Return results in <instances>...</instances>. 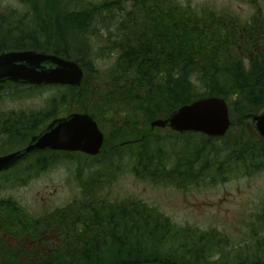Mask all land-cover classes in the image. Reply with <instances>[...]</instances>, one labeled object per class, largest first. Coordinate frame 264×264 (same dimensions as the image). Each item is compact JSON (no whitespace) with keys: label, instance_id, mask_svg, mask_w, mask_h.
<instances>
[{"label":"trees","instance_id":"1","mask_svg":"<svg viewBox=\"0 0 264 264\" xmlns=\"http://www.w3.org/2000/svg\"><path fill=\"white\" fill-rule=\"evenodd\" d=\"M65 1L69 3L58 4ZM17 2L23 10H0V53L31 49L54 54L78 63L85 76L80 89L42 88L56 95L41 111L17 116L0 111V154L19 148L30 133L62 116L71 105L89 113L105 139L98 158L83 157L88 161L82 170L89 172V184L50 216L34 218L11 198L0 200V264H105L92 255H108L111 250L128 253L127 258L117 255L120 261L115 264H264V205L252 223V237L233 243L217 232L176 228L156 208L132 198L117 202L123 207L119 214L108 212L112 202L100 198L126 175L152 185L178 187L210 176L215 140L190 134L185 135L188 142L176 144L162 135L181 142L180 135L149 128L151 121L207 97L224 99L232 120L230 136L224 138L226 143L222 140L224 163L238 168L264 163V153L250 146L247 135L249 119L264 107V34L255 32L264 29V19L255 16L242 24L210 8L173 0ZM107 61L109 67L102 71L97 63ZM11 88L23 98L22 94L37 90L7 89ZM122 143L130 144L119 146ZM207 149L209 155L204 153ZM79 157L46 154L29 164L26 179L17 181L25 184L64 161L76 165L74 175L79 176ZM116 163L125 169L114 172ZM221 166L213 169L216 176L224 174ZM106 214L112 215L113 224ZM45 220L70 230L63 235L66 242L47 256L21 257L1 239L5 231L27 227L38 237Z\"/></svg>","mask_w":264,"mask_h":264},{"label":"rangeland","instance_id":"2","mask_svg":"<svg viewBox=\"0 0 264 264\" xmlns=\"http://www.w3.org/2000/svg\"><path fill=\"white\" fill-rule=\"evenodd\" d=\"M88 1L94 3L92 0ZM180 1L196 8L209 6L215 11H227L237 15L242 20L248 19L256 12V9L264 14V0ZM68 3L69 1H65L58 4L65 5ZM58 8L62 11L65 10L61 7ZM0 10L20 11L21 6L16 0H0ZM108 14L114 15L110 12ZM98 63L97 65L102 71H105L110 64L108 61ZM16 92V89L13 91L0 90V111L13 110L17 113L18 111L28 113L26 109H29V113H32V109L41 108L46 105L51 97L56 95L54 90L40 89L29 93L31 98L29 96L23 98L16 96ZM13 93H15V96L11 97ZM234 134L238 136L236 129ZM162 136L167 140L174 141L176 144L178 142L185 144L189 141L188 138H183L180 142L178 139ZM224 142L226 143V140ZM212 149L213 169L215 168L216 171L218 164H222L220 169L223 170L224 174L220 177L216 176L212 169L209 177L196 185L183 189L172 186L151 185L130 176H123L108 187V196L116 201L129 198L141 199L147 205L156 208L162 215L170 218L176 228L189 225L197 227L196 229L202 232H217L230 242H240L249 235L251 219L254 218L259 205L264 200V171L254 172L255 174L251 177H246L243 173L236 174L232 164L224 163L226 150L222 142L216 143V146ZM208 150L210 149L205 150L204 153L209 155ZM80 158L79 176L74 175L77 170L76 165H70L64 161L47 173L31 179L25 184L18 182L20 177L26 179L22 173L0 178V200L11 198L23 206L29 212V215L33 217H45L51 214L55 209L71 203L72 199L77 196L79 188L89 184L90 179L87 176L89 172L82 170L86 167L88 161L82 157ZM256 165L260 166L257 167L258 169H264L263 162L258 161ZM124 169V165L116 163L113 171L120 172ZM113 204L122 206L121 203L112 202L108 207L110 208ZM150 250L154 251V249ZM62 256L68 258V260L72 258L66 256V254ZM144 256H146V253ZM104 261L105 264H115L120 260L113 257L104 259Z\"/></svg>","mask_w":264,"mask_h":264},{"label":"water","instance_id":"3","mask_svg":"<svg viewBox=\"0 0 264 264\" xmlns=\"http://www.w3.org/2000/svg\"><path fill=\"white\" fill-rule=\"evenodd\" d=\"M83 77L77 63L53 55L33 52H11L0 55V84L6 81L23 85H67L78 87ZM258 135L264 139V109L253 119ZM151 127H168L176 133H202L222 137L229 127L226 104L218 98H209L184 106L166 120L155 121ZM103 135L92 118L69 115L52 121L28 146L19 152L0 158V172L18 164L27 157L43 152H80L89 156L99 154Z\"/></svg>","mask_w":264,"mask_h":264},{"label":"flooded vegetation","instance_id":"4","mask_svg":"<svg viewBox=\"0 0 264 264\" xmlns=\"http://www.w3.org/2000/svg\"><path fill=\"white\" fill-rule=\"evenodd\" d=\"M61 1H64V0H61ZM173 1L175 3H179L180 5L189 6V5H186L185 3L181 2L180 0H173ZM259 30H261V28H256L255 32H259ZM30 136H31V134H29V138H30ZM17 171L23 172L24 174H26V176L29 175V159L21 162L19 165H17L13 169L6 171V172H3V174H1V175H4V176L11 175L13 173H17ZM122 208H123L122 206H119L117 204H113L109 208L110 210H108V212H112V211L116 210L117 213L119 214L120 213L119 211L122 210ZM105 217H107L106 219L111 218L110 221H112V224L114 223L111 214H106ZM63 232L69 234L70 230L66 231V230L61 229L60 227L53 226L48 221L46 222V226H45V229L42 231V235H44L45 240L49 239L48 246L46 247L47 251H43V246H42L41 241H37V240L32 241L31 240L33 238V236H32V231L29 229L20 230V231H13L10 233V235L8 237H2L1 239H7L9 244L12 243L10 245L20 246L21 247V249H20L21 256L29 257V256H33V253H36L39 256L40 255L47 256L52 251V249L54 248L53 246L59 241V240L57 241L56 236L62 235ZM112 244H113V242L111 243V245ZM29 249H30V252H29ZM24 252H26V254ZM120 254H122V255H120ZM72 255H74V254H72ZM117 255H120V258H127L128 257V253H124V252L119 253V252H113V251H110L108 255H106V254H99V255L93 254L92 256H94V259L96 260V259H108V258H113V257H117V259H118Z\"/></svg>","mask_w":264,"mask_h":264}]
</instances>
